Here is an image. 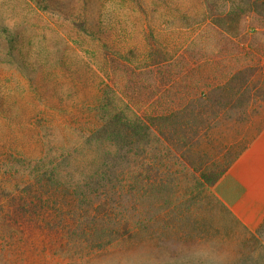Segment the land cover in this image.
<instances>
[{
    "label": "rangeland",
    "instance_id": "374dc122",
    "mask_svg": "<svg viewBox=\"0 0 264 264\" xmlns=\"http://www.w3.org/2000/svg\"><path fill=\"white\" fill-rule=\"evenodd\" d=\"M102 43L120 56H103ZM102 91L141 117L205 102L185 158L169 163L183 191L186 179L220 171L264 129V9L253 0H0V207L26 184L24 158L61 156L70 174H86L85 137L69 121L89 123V103ZM14 158L18 172L9 168ZM194 197L193 208L211 210L201 193ZM210 212L219 230L202 236L170 235L168 217L150 223L143 243L84 255L59 252L62 243L48 237L12 242L0 219V264H253L257 248L246 246L243 230Z\"/></svg>",
    "mask_w": 264,
    "mask_h": 264
},
{
    "label": "trees",
    "instance_id": "16d2710c",
    "mask_svg": "<svg viewBox=\"0 0 264 264\" xmlns=\"http://www.w3.org/2000/svg\"><path fill=\"white\" fill-rule=\"evenodd\" d=\"M253 6L254 10L264 9V0H253ZM69 20L77 31L93 37L85 22ZM7 42L6 55L12 58L16 41ZM100 47L103 56L109 52L120 56L104 43ZM202 98L211 101L206 95ZM195 100L165 114L141 117L129 105L117 98L110 100L102 91L89 103V123L77 124L75 115L69 121L71 129L85 137L86 174H70L61 156H43L35 164L28 157L21 162L18 169L25 175L26 184L0 207V219L11 229L10 241L35 239L42 244L48 237L62 243L59 252L68 249L67 252L84 255L131 241L143 243L150 223L168 217L173 218L167 219L170 235L202 236L210 229L219 230L212 227L215 221L210 211L215 207L243 230L249 249L257 248L256 252L249 250L253 264H264V220L256 229H247L209 192L247 147L220 171L203 169L199 175L196 172L193 181L185 178L186 191L171 178L169 163L178 156L185 158L183 146L198 133L197 118L205 102ZM17 164L14 158L9 168L18 172L14 167ZM197 192L207 200L209 212L208 208L201 211L202 207H192L196 197L188 198ZM145 205H157V210L154 214L140 211Z\"/></svg>",
    "mask_w": 264,
    "mask_h": 264
},
{
    "label": "crops",
    "instance_id": "0c3cea01",
    "mask_svg": "<svg viewBox=\"0 0 264 264\" xmlns=\"http://www.w3.org/2000/svg\"><path fill=\"white\" fill-rule=\"evenodd\" d=\"M213 194L247 229L264 220V129L212 187Z\"/></svg>",
    "mask_w": 264,
    "mask_h": 264
}]
</instances>
